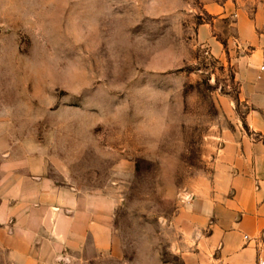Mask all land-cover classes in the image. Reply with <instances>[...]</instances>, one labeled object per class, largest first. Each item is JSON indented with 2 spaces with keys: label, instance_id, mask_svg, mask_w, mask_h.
<instances>
[{
  "label": "rangeland",
  "instance_id": "374dc122",
  "mask_svg": "<svg viewBox=\"0 0 264 264\" xmlns=\"http://www.w3.org/2000/svg\"><path fill=\"white\" fill-rule=\"evenodd\" d=\"M221 8L264 20V0H0V138L109 230L82 264H195L197 211L234 197L217 174L264 149L226 40L198 38Z\"/></svg>",
  "mask_w": 264,
  "mask_h": 264
},
{
  "label": "crops",
  "instance_id": "0c3cea01",
  "mask_svg": "<svg viewBox=\"0 0 264 264\" xmlns=\"http://www.w3.org/2000/svg\"><path fill=\"white\" fill-rule=\"evenodd\" d=\"M221 12L200 26L199 41L220 55L217 37L226 40L238 98L248 108L246 125L253 137L264 138V20L258 27L240 14L224 24L228 10ZM245 155L231 161L238 175L222 170L216 176L220 193L234 197L197 211L198 253L189 258L195 264H264V149L249 146ZM14 160L9 138H0V264H82L85 254L111 251L109 230L94 229L90 202L47 185L31 172L28 157Z\"/></svg>",
  "mask_w": 264,
  "mask_h": 264
},
{
  "label": "built area",
  "instance_id": "2783aa9c",
  "mask_svg": "<svg viewBox=\"0 0 264 264\" xmlns=\"http://www.w3.org/2000/svg\"><path fill=\"white\" fill-rule=\"evenodd\" d=\"M258 264H262V263L259 262Z\"/></svg>",
  "mask_w": 264,
  "mask_h": 264
}]
</instances>
